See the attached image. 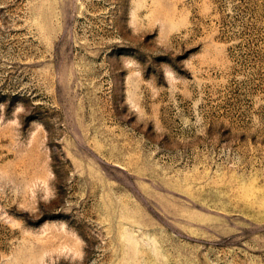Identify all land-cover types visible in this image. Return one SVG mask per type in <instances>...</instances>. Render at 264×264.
<instances>
[{"label":"rangeland","instance_id":"1","mask_svg":"<svg viewBox=\"0 0 264 264\" xmlns=\"http://www.w3.org/2000/svg\"><path fill=\"white\" fill-rule=\"evenodd\" d=\"M0 264H264V0H0Z\"/></svg>","mask_w":264,"mask_h":264}]
</instances>
